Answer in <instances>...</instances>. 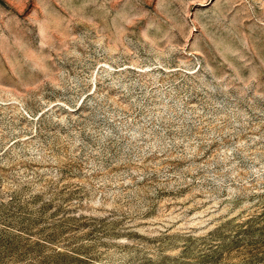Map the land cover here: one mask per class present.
I'll list each match as a JSON object with an SVG mask.
<instances>
[{"label": "rangeland", "instance_id": "obj_1", "mask_svg": "<svg viewBox=\"0 0 264 264\" xmlns=\"http://www.w3.org/2000/svg\"><path fill=\"white\" fill-rule=\"evenodd\" d=\"M0 264H264V0H0Z\"/></svg>", "mask_w": 264, "mask_h": 264}]
</instances>
